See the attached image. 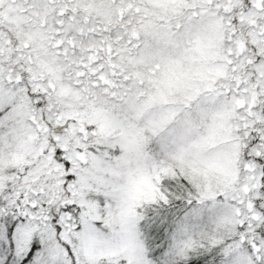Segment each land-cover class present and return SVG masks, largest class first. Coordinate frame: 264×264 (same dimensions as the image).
<instances>
[{
    "label": "snow or ice",
    "instance_id": "obj_1",
    "mask_svg": "<svg viewBox=\"0 0 264 264\" xmlns=\"http://www.w3.org/2000/svg\"><path fill=\"white\" fill-rule=\"evenodd\" d=\"M0 264H264V0H0Z\"/></svg>",
    "mask_w": 264,
    "mask_h": 264
}]
</instances>
